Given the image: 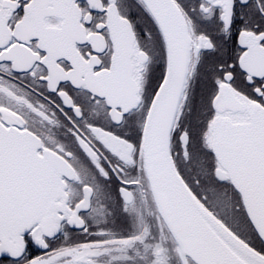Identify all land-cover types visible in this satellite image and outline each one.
I'll list each match as a JSON object with an SVG mask.
<instances>
[{
  "label": "snow or ice",
  "instance_id": "1",
  "mask_svg": "<svg viewBox=\"0 0 264 264\" xmlns=\"http://www.w3.org/2000/svg\"><path fill=\"white\" fill-rule=\"evenodd\" d=\"M0 264H264V0H0Z\"/></svg>",
  "mask_w": 264,
  "mask_h": 264
}]
</instances>
